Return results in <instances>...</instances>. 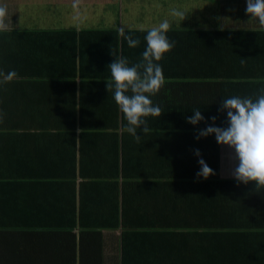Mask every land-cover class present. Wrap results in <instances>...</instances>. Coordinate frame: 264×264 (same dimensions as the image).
I'll use <instances>...</instances> for the list:
<instances>
[{
	"label": "crops",
	"instance_id": "1",
	"mask_svg": "<svg viewBox=\"0 0 264 264\" xmlns=\"http://www.w3.org/2000/svg\"><path fill=\"white\" fill-rule=\"evenodd\" d=\"M0 8V32L144 30L165 15L169 21L173 8L186 16L174 17L169 29H264L245 11L246 0H0ZM258 44L257 67L264 69V43ZM20 46L17 57L34 68L26 67L31 77L14 78L25 82L17 88L5 82L0 89V111L15 113L18 127V136L0 138V175L26 179L34 171L31 176L44 179L43 184H0V223L15 225L13 232H0V264H168L165 258L184 256L188 248L194 253L186 233L194 230L191 223L217 222L210 211L217 206L212 198L218 190L180 184L175 177L195 174V150L212 155L214 139L152 136L153 131L139 139L124 135L111 90L92 77L93 83L81 84L89 66L98 74L108 72L113 49L102 36H89L78 50L77 70L82 61L83 73L56 41ZM61 59L66 60L60 64ZM39 63L54 75L37 77ZM84 110L95 112L87 125L101 127L94 136L82 137L76 114ZM107 110L114 111L108 114L112 119ZM220 153L221 177L235 178L234 150L221 145ZM124 163L130 176L119 177L115 186L117 165ZM66 174H75L76 182L50 180Z\"/></svg>",
	"mask_w": 264,
	"mask_h": 264
},
{
	"label": "trees",
	"instance_id": "2",
	"mask_svg": "<svg viewBox=\"0 0 264 264\" xmlns=\"http://www.w3.org/2000/svg\"><path fill=\"white\" fill-rule=\"evenodd\" d=\"M146 31L147 29L125 30L124 35L114 28L0 32V70L7 72L9 69H15L16 77H31L32 74H27L26 67L33 70L34 66H26L17 57L20 55V49H24L20 45L31 41L58 42L61 51L66 52L65 55L71 54L70 64L77 70V52L83 48L82 45L88 41L89 36H102L113 49L110 63L115 58L121 57L127 58L130 64L136 63L142 59L141 52L146 46L144 39ZM128 34L139 39L137 46L128 45L125 39V35ZM167 35L170 40L175 41V46L164 53L158 61L162 65L165 79L159 91L150 96L152 101L160 106L161 115L145 117L147 126L151 132L153 131L152 136L197 137L199 129L213 123L211 116L217 117L215 123L218 126H226V113L220 111V101L223 97L240 95L254 98L258 90L264 88V69L257 67L258 58H256L262 52V47L258 43H264V29L171 28ZM61 43L64 44L61 46ZM64 60L66 59H61L60 64ZM36 67L41 68L35 73L37 77H41L42 74H46V77L54 75L53 73L47 75L51 72V67H47L46 64L39 63ZM81 67H84L82 61ZM81 67V71L77 70L80 71L79 73H83ZM92 73L94 75H91ZM83 75H87V78L83 77L85 82H81L82 85L92 77L94 81L106 87L107 81L111 79L109 70L98 74L96 69L90 66ZM8 82L11 83L12 88H17L16 84L19 82L25 83L16 79ZM75 84L71 86L75 88L77 86ZM5 85V82L0 84V89ZM196 108L202 111L206 119L198 125H193L186 117L192 115L191 111ZM106 114L109 119L112 118L108 114L115 115L114 111L109 112V110ZM76 115H80L79 119L83 126L82 137L94 136L97 134L95 131L101 129L99 125L96 127L87 125V120L95 116V112L84 110L82 114ZM15 119V113L7 114L0 111V138L18 136ZM126 126L127 121L121 112V130L124 131V135H131L126 130ZM137 134L146 135L141 129L137 130ZM201 137L212 138L215 141L213 153L216 155L211 151L209 154L212 155L202 156L214 170V174L207 178L198 176L197 172L200 168L198 164L195 174L179 173L178 178L175 179L180 184L211 186L218 190L214 194L216 197L212 198L217 206L212 208L214 211H210L217 222L191 223L190 227L194 230L186 233L185 242L188 247L194 248V253L188 248L184 256L165 258V261L168 264H264V186L257 187L255 181L243 183L236 178H222L221 145L217 143L214 135ZM205 154L207 152L203 155ZM1 165L0 162V169ZM126 166V163L121 167L117 165V173L114 176L116 182H112L116 184L115 186H119L117 183L119 177L129 178L130 174L126 171ZM82 170L84 171L83 168ZM33 172L29 171L30 176L26 179L19 178L18 174L10 177L0 175V184H43L41 179L44 178L31 176ZM107 178H110L109 175ZM75 179V174H66L53 176L50 180L71 184L76 182ZM127 184L128 181H125L123 185ZM113 216L117 218V214L114 213ZM13 227L15 225L0 223V232H13ZM199 227L203 228L199 230ZM206 239L214 242L204 243Z\"/></svg>",
	"mask_w": 264,
	"mask_h": 264
},
{
	"label": "clouds",
	"instance_id": "3",
	"mask_svg": "<svg viewBox=\"0 0 264 264\" xmlns=\"http://www.w3.org/2000/svg\"><path fill=\"white\" fill-rule=\"evenodd\" d=\"M4 10L0 8V12ZM245 11L264 25V0H246ZM171 14L174 17L185 19L186 12L173 8ZM169 21L162 20L158 25L147 29L144 39L145 49L141 52L142 59L136 63H129L127 58H115L107 68L111 73V79L106 87L127 121L126 130L135 138L140 135L137 130L141 129L144 134L150 131L145 117L160 116L161 108L154 103L150 96L159 91L164 83L163 68L158 61L164 53L175 46V41L170 40L167 33ZM121 35L125 30L119 29ZM130 47L139 44V39L131 34L125 35ZM17 76L15 69L7 72L0 70V84L13 80ZM220 111L226 113V126H218L216 116H211L213 121L206 127L198 130L201 136L214 135L218 144L227 145L234 150L238 161L233 175L243 183L255 181L256 186H264V88H260L255 97L231 95L223 97L220 101ZM192 115L186 119L193 125L206 118L199 108L193 109ZM200 168L198 176L204 178L214 174V170L208 165L200 154L195 150Z\"/></svg>",
	"mask_w": 264,
	"mask_h": 264
},
{
	"label": "rangeland",
	"instance_id": "4",
	"mask_svg": "<svg viewBox=\"0 0 264 264\" xmlns=\"http://www.w3.org/2000/svg\"><path fill=\"white\" fill-rule=\"evenodd\" d=\"M175 1H176V0H175ZM167 2H168V0H167ZM166 18H168L167 15H165V17H164L163 19H166ZM169 21L176 22L175 19H174V17H172L171 19L169 18Z\"/></svg>",
	"mask_w": 264,
	"mask_h": 264
}]
</instances>
